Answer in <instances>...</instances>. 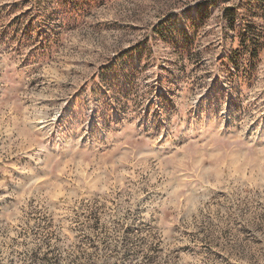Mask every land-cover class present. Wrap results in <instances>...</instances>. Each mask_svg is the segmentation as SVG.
I'll use <instances>...</instances> for the list:
<instances>
[{
  "label": "rangeland",
  "instance_id": "rangeland-1",
  "mask_svg": "<svg viewBox=\"0 0 264 264\" xmlns=\"http://www.w3.org/2000/svg\"><path fill=\"white\" fill-rule=\"evenodd\" d=\"M0 264H264V0H0Z\"/></svg>",
  "mask_w": 264,
  "mask_h": 264
},
{
  "label": "trees",
  "instance_id": "trees-1",
  "mask_svg": "<svg viewBox=\"0 0 264 264\" xmlns=\"http://www.w3.org/2000/svg\"><path fill=\"white\" fill-rule=\"evenodd\" d=\"M223 16L225 17V20L227 21V24H228L229 28L233 29L234 20H235V12H234V10L231 9V8L225 9ZM171 27H172V29L175 28V24H172L171 18H167L166 21H163V24L161 23V25H159V28L157 29L156 32L158 34H161L163 32L169 34L171 32V30H170ZM239 40H240V44L242 45L244 43V41H245V33H241L239 35ZM248 41L252 42V45H253V48H254L253 52L251 53V57L256 58L257 54H258V52L256 50L257 45H258V43L256 42L257 40L253 39L251 41V40L248 39ZM236 52L237 51H235V53Z\"/></svg>",
  "mask_w": 264,
  "mask_h": 264
}]
</instances>
